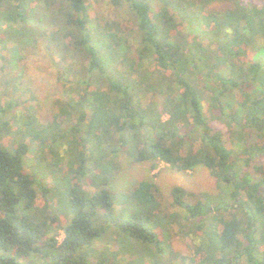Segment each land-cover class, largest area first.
Instances as JSON below:
<instances>
[{
	"label": "trees",
	"instance_id": "obj_1",
	"mask_svg": "<svg viewBox=\"0 0 264 264\" xmlns=\"http://www.w3.org/2000/svg\"><path fill=\"white\" fill-rule=\"evenodd\" d=\"M107 3L126 20L92 17L90 0H0V72L42 41L67 93L42 121L17 109L31 96L0 92V264H113L121 247L100 256L98 237L118 230L161 250L154 228L172 222L197 240L191 264H264V0ZM159 162L205 167L217 191L172 187L176 218L153 180L113 190L125 164Z\"/></svg>",
	"mask_w": 264,
	"mask_h": 264
},
{
	"label": "rangeland",
	"instance_id": "obj_2",
	"mask_svg": "<svg viewBox=\"0 0 264 264\" xmlns=\"http://www.w3.org/2000/svg\"><path fill=\"white\" fill-rule=\"evenodd\" d=\"M92 8L90 13L92 17H110L117 20H126V15L120 9H115L108 5L107 0H90ZM260 4V3H258ZM224 3L214 1L207 6L209 9H219L223 7ZM264 44V39H258L256 46ZM7 46H12L11 41H7ZM260 48L256 51L259 58H263V54L259 53ZM22 56L17 59L15 64L9 67H4L0 72V92L7 90L9 96L18 98V101H27L30 96L33 99H28L25 104H20L18 111H24L27 106L29 111L34 110L36 116L42 120H49L54 113L57 112L55 99H62L67 96L65 86L63 85L62 71L55 64L59 61L58 54H50L45 47L44 42H40L38 47L33 49L28 47L21 51ZM133 53V49H132ZM3 55L7 56L9 61L14 58L12 53L3 50ZM134 56V55H133ZM64 63V62H63ZM69 61L64 64H68ZM17 88L14 89L13 87ZM12 87V88H11ZM166 118L163 115V119ZM214 128L224 132V137L227 135L226 127L220 122H212ZM4 143L11 142L10 137L3 140ZM45 155L51 159V154L45 152ZM36 158L32 154L26 160L29 169L36 175L38 179H42L46 169L42 168ZM264 161V158L262 159ZM150 179L155 181L163 195V206L169 215L176 218L181 217L184 213L182 208L171 205L170 189L174 186H180L185 190L194 194L201 192L215 193V180L209 175L205 167L197 166L194 170H177L169 166L165 162H159L158 166L151 170L148 163L125 164L118 173V176L112 186L114 191L128 188L138 183L141 180ZM87 188H91L89 185ZM64 191H59L52 194L53 203L57 206L65 204L67 198ZM185 200L187 198H184ZM191 198H188L190 200ZM40 202V201H39ZM41 204V202H40ZM122 209L125 205L122 204ZM127 211L130 210L127 208ZM60 224L63 223V216L61 215ZM155 231L158 240L161 242V250L153 245H146L143 243H135L131 241L124 233L118 230L113 231V239L107 243L106 234L96 239V247L98 254L103 257L111 256L110 251L117 250L121 247L122 253L116 255L113 264H191L192 259H195L194 245L196 239L190 235H184L178 222H172L168 226H155ZM56 239L60 241L63 237V231L60 227L56 232ZM109 236V235H107ZM106 243L108 246H106ZM96 247H94L96 249ZM135 259L136 261H133ZM26 260V261H25ZM27 264H47L45 260L41 259L40 254H31L25 258ZM239 264H244L241 261Z\"/></svg>",
	"mask_w": 264,
	"mask_h": 264
}]
</instances>
